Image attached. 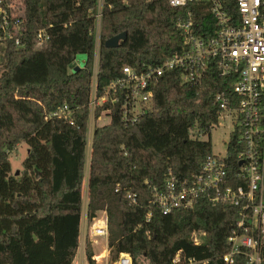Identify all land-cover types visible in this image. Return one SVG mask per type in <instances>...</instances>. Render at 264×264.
Wrapping results in <instances>:
<instances>
[{
  "label": "trees",
  "instance_id": "obj_1",
  "mask_svg": "<svg viewBox=\"0 0 264 264\" xmlns=\"http://www.w3.org/2000/svg\"><path fill=\"white\" fill-rule=\"evenodd\" d=\"M17 1L29 34L53 28L43 49L31 39L23 48L0 46V264H73L83 213L98 0ZM183 13L165 0H104L99 90L121 77L124 66L156 67L180 52L184 38L176 22ZM121 34H127L125 42L106 47ZM78 55L87 57L85 68L70 73ZM234 86L235 77L222 78L215 68L199 88L183 85L181 72L170 71L155 86L152 109L138 122L123 124L115 106L110 122L95 127L86 182L88 220L91 224L106 213L112 264L122 254L130 255L133 264L142 259L169 264L178 251L208 264H224L221 257L229 250L238 209L204 197L194 211L163 217L155 212L153 190L164 188L170 170L179 179L202 173L213 150L200 138L219 120L214 98L233 93ZM65 105L78 108L74 125L48 119ZM240 136L238 130L229 147L232 174L239 171ZM22 144L29 154L23 173L13 176L10 156ZM157 220H172L167 229H175L178 237L167 244L170 236L161 242L153 231L148 246L144 231ZM193 231L205 234L201 246L194 245ZM93 250L88 249L90 264H96ZM237 264L245 262L239 259Z\"/></svg>",
  "mask_w": 264,
  "mask_h": 264
},
{
  "label": "built area",
  "instance_id": "obj_2",
  "mask_svg": "<svg viewBox=\"0 0 264 264\" xmlns=\"http://www.w3.org/2000/svg\"><path fill=\"white\" fill-rule=\"evenodd\" d=\"M165 1L171 8L184 12L176 22L184 38V47L163 64L143 68L124 66L121 77L99 90L100 37L95 44L88 104L87 179L95 127L105 125L106 120L110 122L113 107H120L123 124H134L152 109L155 86L167 72L180 71L181 83L192 88L201 87L214 68L222 78L235 77L233 93H218L214 98V105L220 113L212 130L220 125L228 130V141L223 140L225 155L213 153L207 158L202 173L190 179H179L170 170L164 188L153 190L155 212L168 217L194 211L204 197L214 205L236 208L239 212L236 230L228 238L229 250L221 259L224 264H237L239 259L245 264H264V0ZM103 3L104 0L98 1L94 15L99 36ZM51 28L52 25L29 34L19 2L0 0V46L11 43L23 48L31 39L37 49H43L51 40ZM75 64L71 65L70 73L82 70H76ZM77 111L78 108L73 110L65 105L50 114L48 119L74 125ZM238 130L243 150L236 159L239 171L232 174L229 147ZM128 199L136 203L134 195L129 194ZM88 203L86 192L80 242L73 264H90L88 249L99 247L103 252L94 255L92 261L108 264V218L102 213L90 224ZM152 217L153 212H150L147 221L150 222ZM204 238V233L193 231L191 234L195 246H201ZM208 263L178 251L169 264ZM114 264H133V261L130 255L122 254Z\"/></svg>",
  "mask_w": 264,
  "mask_h": 264
},
{
  "label": "rangeland",
  "instance_id": "obj_3",
  "mask_svg": "<svg viewBox=\"0 0 264 264\" xmlns=\"http://www.w3.org/2000/svg\"><path fill=\"white\" fill-rule=\"evenodd\" d=\"M101 2V0H98ZM97 24L95 23V30H94V39H95V44L98 43L99 41V30L97 29ZM87 62V57L85 55H78L76 57V60L74 61L75 64V69H84L85 64ZM73 67H70V70H72ZM106 124H108V120H106ZM228 130L224 127V126H219L218 128H214V130H212L211 135L208 136H203L200 139V143L207 146V145H211L212 146V150L213 153L216 155H221L224 156L226 153V148L223 145V140H225V142L228 141ZM88 140V138H87ZM29 154V147L26 144H22L19 146L18 150L11 154L10 156V162L12 165V174L13 176H17V173H19V175H21V173H23V162L25 161V159L28 157ZM89 169V168H88ZM85 184H84V196L85 193L87 192V186H86V182H87V165H86V171H85ZM171 221V222H170ZM166 222V221H165ZM173 221L169 220L168 223H164L161 220H157L154 221V223L149 226L148 228H146V230L144 231L143 234V239L145 244H147L149 246V239L154 240V236H153V231L158 233V236L156 238H158L161 242H164V237L165 236H170L171 240L167 243L170 244L173 240H175V238L178 237L177 234L174 233L175 229L173 230V232H169V230L167 229V226L170 225ZM170 228H172V225H170ZM178 231V230H177ZM143 242V243H144ZM102 248H96L93 251L95 252V255H100L103 251ZM140 264H150V262L148 260H139ZM103 264H106V262L104 261ZM108 264H112L111 263V259H110V255H109V259H108Z\"/></svg>",
  "mask_w": 264,
  "mask_h": 264
},
{
  "label": "water",
  "instance_id": "obj_4",
  "mask_svg": "<svg viewBox=\"0 0 264 264\" xmlns=\"http://www.w3.org/2000/svg\"><path fill=\"white\" fill-rule=\"evenodd\" d=\"M127 40V34H121L106 43V47L110 49L118 48L121 42H125ZM19 176V173H17Z\"/></svg>",
  "mask_w": 264,
  "mask_h": 264
}]
</instances>
